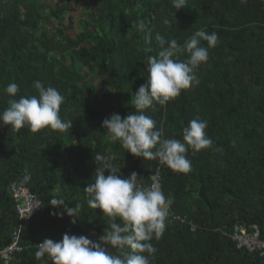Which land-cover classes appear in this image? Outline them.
Returning a JSON list of instances; mask_svg holds the SVG:
<instances>
[{"label":"trees","instance_id":"1","mask_svg":"<svg viewBox=\"0 0 264 264\" xmlns=\"http://www.w3.org/2000/svg\"><path fill=\"white\" fill-rule=\"evenodd\" d=\"M201 28L218 32L219 43L196 72L200 84L145 113L169 139L182 140L194 118L208 121L213 147L189 149L191 171L174 173L127 153L101 123L133 113L132 93L146 83L147 59L160 50L157 33L183 44ZM35 81L65 97L60 116L72 128L0 126V250L16 230L23 249L9 264H52L36 257L37 245L65 233L99 240L109 218L90 209L83 192L94 180L96 153L114 156L125 178L136 172L145 185L158 169L171 213L185 219L166 221L152 241L158 251L151 264H264L230 238L242 225L257 227L264 239V0H187L177 11L172 0H0V111L11 99L10 82L19 99L37 95ZM13 184L42 202L28 221L15 212ZM51 198L80 204L76 222L50 207Z\"/></svg>","mask_w":264,"mask_h":264},{"label":"clouds","instance_id":"2","mask_svg":"<svg viewBox=\"0 0 264 264\" xmlns=\"http://www.w3.org/2000/svg\"><path fill=\"white\" fill-rule=\"evenodd\" d=\"M186 4L187 0H172L176 11L185 9ZM164 23L169 21L166 19ZM155 41L160 50L147 59L146 83L132 93L133 113L124 118L114 113L102 121L101 127L109 140L119 142L133 157L157 160L174 173L187 174L191 171V161L186 155L189 149L198 152L213 147L206 132L208 121L194 118L183 129L182 140L169 139L163 138L156 121L145 113L154 104L166 106L182 90L200 84L196 72L208 61L209 49L218 45L219 33L201 28L183 44L157 33ZM182 55L187 59L181 60ZM34 88L37 95L16 99L18 84L10 82L7 85L5 92L11 99L8 107L0 111V126H10L14 130L27 127L32 132L45 128L70 132L72 120L60 116L65 97L55 87H45L40 81L34 82ZM114 159L112 155L96 153L94 180L92 178L83 190L87 206L109 218V226L99 240L65 233L60 241L45 239L38 244L37 258L47 256L52 264H151V258L158 251L152 241L159 240L164 234L172 198L161 188L159 170L151 174V183L145 185L136 172L125 178L120 167L118 170L112 163ZM33 199L31 212L42 207L39 198ZM49 205L59 209L61 214L66 213L72 223L76 222L81 209L80 204L69 208L61 198H51ZM109 247L117 254H111Z\"/></svg>","mask_w":264,"mask_h":264},{"label":"built area","instance_id":"3","mask_svg":"<svg viewBox=\"0 0 264 264\" xmlns=\"http://www.w3.org/2000/svg\"><path fill=\"white\" fill-rule=\"evenodd\" d=\"M11 195L14 202H16L15 212L21 220L28 221L39 210V208H37L31 212V206L34 203L33 198L35 196L31 194L28 189L13 184ZM169 212L170 214L167 220H178L182 223L185 221V219L175 216L170 210ZM194 229L195 228L191 225L190 231H194ZM230 238L238 250L256 253L259 257L264 258V239L261 238L257 227L237 225L234 227ZM22 251L23 249L19 245V231L16 230L11 232L9 244L0 250V258L3 264H9L11 260L14 259V256L22 253Z\"/></svg>","mask_w":264,"mask_h":264}]
</instances>
